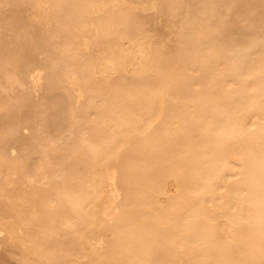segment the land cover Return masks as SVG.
Instances as JSON below:
<instances>
[{
  "label": "bare ground",
  "instance_id": "bare-ground-1",
  "mask_svg": "<svg viewBox=\"0 0 264 264\" xmlns=\"http://www.w3.org/2000/svg\"><path fill=\"white\" fill-rule=\"evenodd\" d=\"M235 252L264 264V0H0V264Z\"/></svg>",
  "mask_w": 264,
  "mask_h": 264
},
{
  "label": "rangeland",
  "instance_id": "rangeland-1",
  "mask_svg": "<svg viewBox=\"0 0 264 264\" xmlns=\"http://www.w3.org/2000/svg\"><path fill=\"white\" fill-rule=\"evenodd\" d=\"M231 186H232V181H231L230 178L229 179H226L222 183H219V185L216 186L214 188V190H213L214 196L217 197L219 191L224 196L225 193L231 188ZM206 207H207L208 212L211 213V214H218L219 211H220L219 208L215 204H213V201L206 202ZM217 233H218V237L221 240H223V241L229 240L227 238V236L225 234V231L223 229H219ZM243 237H244V229H242V230L239 229L236 232V235H235L234 239L232 241L230 240L231 245H232V248H233L234 251H237V246L241 242H243V239H244ZM233 256H234V259H236L239 264H258V263L253 262L255 260L252 258V256L244 257V256H241V255H237L236 252L234 253Z\"/></svg>",
  "mask_w": 264,
  "mask_h": 264
}]
</instances>
